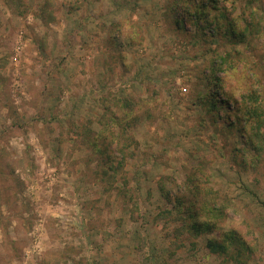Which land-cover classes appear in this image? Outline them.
Instances as JSON below:
<instances>
[{
	"label": "rangeland",
	"instance_id": "rangeland-1",
	"mask_svg": "<svg viewBox=\"0 0 264 264\" xmlns=\"http://www.w3.org/2000/svg\"><path fill=\"white\" fill-rule=\"evenodd\" d=\"M189 1L0 0V264H264V151L241 167L244 123L228 125L264 85V40L216 73L220 91L215 45L175 22ZM253 6L264 33V0ZM213 94L227 104L209 112ZM162 186L226 205L215 235L256 250L241 263L179 233Z\"/></svg>",
	"mask_w": 264,
	"mask_h": 264
},
{
	"label": "trees",
	"instance_id": "trees-1",
	"mask_svg": "<svg viewBox=\"0 0 264 264\" xmlns=\"http://www.w3.org/2000/svg\"><path fill=\"white\" fill-rule=\"evenodd\" d=\"M175 1L177 3L175 7L172 4L173 9L180 5L179 0ZM187 1L183 0L184 3ZM257 1L259 0H246L247 5L252 6L247 17L233 16L235 0H190L188 4H185L183 13L179 12L176 15L175 22L178 29H183L186 22H191L195 26L197 38H195L194 43L196 46L202 47L208 43L215 45L214 48L206 49L214 54V59L209 62L210 75L207 76V83L210 84L216 80L220 91L223 89V80L216 73L231 71L236 62L235 57L240 53L239 47L248 49L257 39L264 40V33L261 30L263 27L262 17L258 15V9L253 6ZM241 53L243 52L241 51ZM258 88L253 93L243 96V107L236 106V109L233 110L236 114V120L228 123L230 128L238 127V131L241 130L239 124L244 123L242 130L245 135L241 136V139L244 140L242 142L244 147L238 150L240 159L238 155L236 156L238 163L243 168H247L251 163L256 165L262 159L260 157L264 151V85H260ZM199 101L200 104L206 103L203 97H200ZM229 101L234 106L235 104L238 105L232 97L229 98ZM207 102L210 103L209 112L219 109L224 103L227 104L220 101L219 96L214 94L210 95ZM104 132L100 133L98 138V140H103L102 143L99 144L98 141L93 143L96 152L105 153L109 150V146H107L108 137L101 136ZM125 148L128 149V145ZM125 148H117L116 152L122 154ZM249 152L255 153L251 162L247 158ZM112 163L107 169L117 171L118 166L113 167ZM200 193L201 190L196 187L193 198L198 199ZM161 194L168 203L172 204L171 209L163 210L164 217L174 223H179V233L188 231L196 237H205L206 247L211 253L227 256L235 251L234 259L244 263L247 259L245 255L252 254L256 250V247L238 237V234L233 231L215 235L216 230L220 227L219 223L227 214L226 205L218 206L208 198L200 204L180 197L174 202L163 186L161 187ZM206 195H211V191H207Z\"/></svg>",
	"mask_w": 264,
	"mask_h": 264
}]
</instances>
